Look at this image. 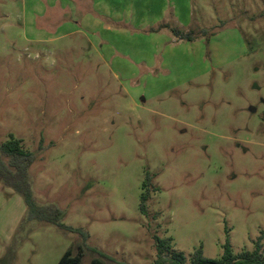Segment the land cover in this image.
I'll return each instance as SVG.
<instances>
[{
  "label": "rangeland",
  "instance_id": "374dc122",
  "mask_svg": "<svg viewBox=\"0 0 264 264\" xmlns=\"http://www.w3.org/2000/svg\"><path fill=\"white\" fill-rule=\"evenodd\" d=\"M62 1L31 15L36 0H0V145L14 135L35 155L36 201L76 231L26 221L0 180V264L79 248L81 264H156V238L190 264L201 248L220 259L228 237L235 255L264 244V0H110L135 21L169 8L197 43L175 50L96 12L128 34L63 36ZM190 5L187 29L172 14Z\"/></svg>",
  "mask_w": 264,
  "mask_h": 264
},
{
  "label": "trees",
  "instance_id": "16d2710c",
  "mask_svg": "<svg viewBox=\"0 0 264 264\" xmlns=\"http://www.w3.org/2000/svg\"><path fill=\"white\" fill-rule=\"evenodd\" d=\"M170 30L172 34L181 41L194 42L193 32L183 33L177 27L170 24H163L158 29L152 31ZM22 141L9 136V140L0 145V180L3 184L19 194L27 207L26 221H37L55 225L65 230H74L61 223L63 213L54 206H41L36 201L31 176L29 170L35 161V155L24 149ZM149 194H142L140 210L143 215L148 214ZM78 231V230H77ZM157 241L158 260L156 264H187V260L182 253L173 252L172 239H159ZM171 254V256H169ZM84 251L79 248L75 253L72 249L68 250L60 259L58 264H81ZM91 264H105L100 259H95ZM190 264H264V244L263 239L259 238L255 242L253 251H245L235 255L228 237L223 247V255L220 259L214 260L204 256L203 248L197 250L191 259Z\"/></svg>",
  "mask_w": 264,
  "mask_h": 264
},
{
  "label": "crops",
  "instance_id": "0c3cea01",
  "mask_svg": "<svg viewBox=\"0 0 264 264\" xmlns=\"http://www.w3.org/2000/svg\"><path fill=\"white\" fill-rule=\"evenodd\" d=\"M87 4H86V2ZM65 2V3H64ZM110 0H77L79 9L82 7L84 14L81 17H70V15H66L65 12L67 8H72L71 1L64 0L62 1V7H61V14L58 15V19L62 20V30H63V36H112V35H125L128 34V32L125 31V29H116L112 28L110 26L105 25L99 18H97L94 14L92 15V12H96L99 15H103L105 17L110 18L115 23L125 25H134L137 28L141 30H153L155 28H159L163 24H170L169 22V15L168 10L169 8H166V6H162L161 8L157 9L153 12V14H144L142 16L137 17V20L135 21L133 18V15L130 11H127L126 9L121 10L120 8L113 10L112 5L109 4ZM42 0H36L34 4L31 6V15H36L38 13L39 5H41V9H43V5L41 4ZM65 4V5H63ZM192 18H193V9L192 6L188 7L186 11L182 14L181 12L177 11V9L174 10V13L172 14V21L174 23H177L181 20V23L178 22L180 25H185L184 27H191L192 24ZM123 24V25H124ZM172 25V24H170ZM175 27V26H172ZM157 28V29H158ZM162 33L158 34L157 32L153 31L151 34L152 38L158 40L161 45H165V49L175 50V49H184L185 42L182 41L179 42L175 38V36L172 35V33L168 32L169 30L164 29ZM167 30V31H166ZM35 31L36 35H40L41 33L38 32V30ZM187 44V43H186ZM188 44H191L192 46H197V43L189 42ZM191 45L189 46V49H191ZM92 46V45H91ZM168 46V48H167ZM94 47L98 49V47L93 44Z\"/></svg>",
  "mask_w": 264,
  "mask_h": 264
}]
</instances>
